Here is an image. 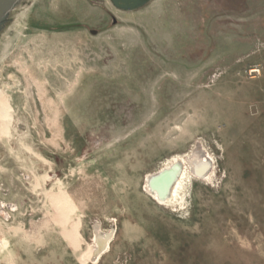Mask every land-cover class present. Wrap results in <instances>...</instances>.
Here are the masks:
<instances>
[{"label": "rangeland", "instance_id": "rangeland-1", "mask_svg": "<svg viewBox=\"0 0 264 264\" xmlns=\"http://www.w3.org/2000/svg\"><path fill=\"white\" fill-rule=\"evenodd\" d=\"M174 160L188 179L161 203ZM0 264H264V0H19Z\"/></svg>", "mask_w": 264, "mask_h": 264}, {"label": "bare ground", "instance_id": "bare-ground-1", "mask_svg": "<svg viewBox=\"0 0 264 264\" xmlns=\"http://www.w3.org/2000/svg\"><path fill=\"white\" fill-rule=\"evenodd\" d=\"M18 1L19 0H17L16 3ZM151 1H153V0H151ZM151 1L149 3H151ZM149 3H147L146 5H148ZM145 6H143V7H145ZM11 10H9L7 12V14H9L11 12ZM137 10H139V9H137ZM117 11H119V10H117ZM251 72H254V71H251ZM176 162H177V160L172 161V163L170 165L171 170L167 173H164L161 177H159L156 180V183L154 185H149V191L151 193V196L154 199L160 201L161 203H168V202H171L172 200H175L179 191L182 189V186H181L182 182L186 181L188 179V176H186V170L180 169L175 164ZM198 167L199 166L196 162H194L193 160L189 161L190 171L193 170L195 172L196 170H198ZM106 240H107V238L106 239L103 238L102 241L97 240L98 241L97 248L99 250H100V247L102 244L105 245V248H108L109 243Z\"/></svg>", "mask_w": 264, "mask_h": 264}, {"label": "water", "instance_id": "water-1", "mask_svg": "<svg viewBox=\"0 0 264 264\" xmlns=\"http://www.w3.org/2000/svg\"><path fill=\"white\" fill-rule=\"evenodd\" d=\"M17 0H0V27L3 25L7 12L11 10ZM151 0H110L111 4L121 11H135L142 8Z\"/></svg>", "mask_w": 264, "mask_h": 264}, {"label": "flooded vegetation", "instance_id": "flooded-vegetation-1", "mask_svg": "<svg viewBox=\"0 0 264 264\" xmlns=\"http://www.w3.org/2000/svg\"><path fill=\"white\" fill-rule=\"evenodd\" d=\"M111 3V2H110ZM112 5V4H111ZM113 6V5H112ZM114 7V6H113ZM115 8V7H114ZM116 9V8H115ZM116 10H119V9H116ZM119 11H121V10H119Z\"/></svg>", "mask_w": 264, "mask_h": 264}]
</instances>
